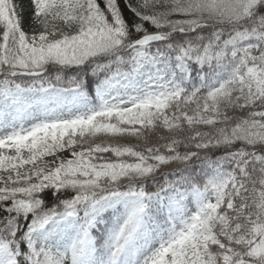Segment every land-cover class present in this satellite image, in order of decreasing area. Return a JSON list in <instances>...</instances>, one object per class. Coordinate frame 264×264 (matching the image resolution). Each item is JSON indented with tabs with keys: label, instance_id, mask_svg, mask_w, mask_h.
Here are the masks:
<instances>
[{
	"label": "snow or ice",
	"instance_id": "snow-or-ice-1",
	"mask_svg": "<svg viewBox=\"0 0 264 264\" xmlns=\"http://www.w3.org/2000/svg\"><path fill=\"white\" fill-rule=\"evenodd\" d=\"M30 4L0 0V264H264V0Z\"/></svg>",
	"mask_w": 264,
	"mask_h": 264
},
{
	"label": "trees",
	"instance_id": "trees-1",
	"mask_svg": "<svg viewBox=\"0 0 264 264\" xmlns=\"http://www.w3.org/2000/svg\"><path fill=\"white\" fill-rule=\"evenodd\" d=\"M23 1V5H28L30 6L29 10L32 11V7H31V4H30V0H22ZM130 2L133 4V6H135V0H130ZM23 24V23H22ZM23 27H24V30L25 31H28V32H31V31H42L41 29H39L38 26H32V25H25L23 24ZM75 70H68L67 71V75L70 77L73 73H74ZM200 130L202 131H207L208 129H205V128H201ZM156 135H159V133H157ZM102 140H106L107 142L109 143H119V144H123V145H129V146H140V147H143L144 145V141L143 140H138L136 138H133V137H125V138H121V137H117V138H108V137H104V138H96L94 140L95 143H100L102 142ZM156 140V136H152L150 138V142H155ZM182 153L184 151H186L185 148L181 147L179 149ZM215 151V150H213ZM217 155H219V153H217ZM177 167H179L178 164L176 163H173L171 165H168L166 167L163 168V172L165 174H167L168 172L176 169ZM197 171H199V169H197ZM151 187H154L153 185H149V188L151 189ZM69 195L71 194L70 192L68 193ZM45 199H46V203L51 206L55 203H58L59 201L57 200L56 198V194L49 190L46 194H45ZM60 199H63V194L61 195Z\"/></svg>",
	"mask_w": 264,
	"mask_h": 264
},
{
	"label": "rangeland",
	"instance_id": "rangeland-1",
	"mask_svg": "<svg viewBox=\"0 0 264 264\" xmlns=\"http://www.w3.org/2000/svg\"><path fill=\"white\" fill-rule=\"evenodd\" d=\"M18 11L21 12V16H22V22L23 23H31V24H35L33 23V18H32V12H29L28 11V7H23V6H19L18 7ZM37 25V24H36ZM76 150H79V149H76ZM71 150H66V151H62V152H59L57 153V156H59L60 158L62 159H67L69 157V152ZM56 157L55 156H49V157H46L45 160H47L48 162H51L53 160H55ZM189 207L193 208L194 209V200L189 204Z\"/></svg>",
	"mask_w": 264,
	"mask_h": 264
}]
</instances>
